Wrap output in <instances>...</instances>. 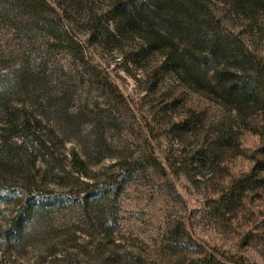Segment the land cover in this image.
I'll list each match as a JSON object with an SVG mask.
<instances>
[{
	"label": "rangeland",
	"instance_id": "rangeland-1",
	"mask_svg": "<svg viewBox=\"0 0 264 264\" xmlns=\"http://www.w3.org/2000/svg\"><path fill=\"white\" fill-rule=\"evenodd\" d=\"M211 6L225 28L264 58L263 6L236 11L227 0ZM134 48L124 42L116 55L111 46L87 47L123 94L125 103H118L51 38L0 24L6 105L16 110V123L41 119L36 130L59 159L52 167L43 147L25 150L35 182L43 192L73 197L85 193L81 182L109 183L90 204L34 210L17 238L10 218L31 196L19 181L21 194L0 198V264H206L211 256L213 264H264V106L237 117L170 71L153 76L161 54L136 65ZM20 69L39 74L35 84L22 88L15 81ZM43 76L55 97L65 89L69 98L48 105ZM9 124L0 105V128ZM73 150L85 165L64 180L52 176L51 169L70 172ZM123 159H155L161 168L146 162V169L126 174L118 165Z\"/></svg>",
	"mask_w": 264,
	"mask_h": 264
},
{
	"label": "trees",
	"instance_id": "trees-1",
	"mask_svg": "<svg viewBox=\"0 0 264 264\" xmlns=\"http://www.w3.org/2000/svg\"><path fill=\"white\" fill-rule=\"evenodd\" d=\"M227 1L236 11L264 7V0ZM71 8L77 12L75 19ZM77 18L80 25L75 23ZM3 23L51 38L71 54L88 80L95 82L110 100L118 103H125L120 89L87 54V47L92 44L111 46V51L119 55L123 54L124 42H131L135 46L132 54L138 58L133 61L136 65L141 59L161 54L163 61L155 66L153 76L170 71L187 87L231 107L237 117L264 106V58L253 54L238 35L221 24L213 12L211 0H0V24ZM38 75L20 69L15 81L22 88L27 87L30 82L35 84ZM39 78L46 86L48 105L69 98L70 93L65 89H62L61 97H55L44 76ZM5 90L0 82V105L10 122L0 128V198L6 200L21 194L15 189L19 181L23 191L31 194L24 207L10 218L14 236L19 237L35 215L34 210L65 202L90 204L109 183L81 182L85 193L75 197L62 192H43L42 186L35 182L25 150L43 147V159L49 162L52 158V167L59 165V159L54 156L51 143L36 130L41 119L24 117L21 123H16L17 112L6 105ZM62 109L67 111V106ZM16 136L22 138V145ZM72 156L70 172L64 169L61 174L57 169H51V175L64 180L85 165V160L75 150ZM148 160L123 159L118 165L126 174L146 169V162L161 168L155 159ZM213 261L215 257L211 256L206 264H213Z\"/></svg>",
	"mask_w": 264,
	"mask_h": 264
}]
</instances>
